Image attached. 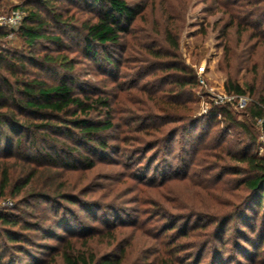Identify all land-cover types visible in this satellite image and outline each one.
<instances>
[{"label": "rangeland", "instance_id": "rangeland-1", "mask_svg": "<svg viewBox=\"0 0 264 264\" xmlns=\"http://www.w3.org/2000/svg\"><path fill=\"white\" fill-rule=\"evenodd\" d=\"M24 1L0 0V16H10L16 9L26 16L20 8ZM126 1L132 7H141L129 34L115 47L94 45L98 54L95 58L86 51L82 28V23L92 21L96 13L92 1L62 0L56 6L60 23L52 22L49 34L62 37L66 53L75 62L70 77L77 95H87L92 101L107 99L113 128L103 136L107 149L88 153L95 165L89 169L82 163L78 169L63 172L32 166L28 159H20L18 151H12V143L0 144V165L7 166L14 182L24 183L31 168L36 167L38 177L32 189L55 188L63 183V191L79 200L78 206L66 210L59 209V205L67 204L58 200L41 202L37 210H32L40 213L41 232L15 229L17 242L0 235V263L64 264L62 253L74 246L98 258L121 257L122 264H264V234L260 228L264 197L255 229H249L245 223L253 224L258 208L253 207L251 192L241 183L246 176L220 169L228 161L222 160L221 150L211 141L220 131L225 132L227 144L245 140L246 135L239 126L229 128L220 116L215 124L202 118L205 109L216 105L212 93H227L229 78L244 89L245 95L253 87L255 98L264 96V38H249L248 32L241 39L235 27L221 38L220 30L228 17L213 8L212 0ZM178 15L184 17L177 21ZM176 24L179 56L195 73V87L177 97L186 110L175 107V73L162 71L164 66L153 68L156 61L150 55L153 49L162 55L174 54L164 36L171 30L175 37ZM0 30L7 32L4 39L0 38L1 49L14 55L29 53L30 48L17 35L18 29L13 36L8 35L9 28L0 26ZM42 45L44 42L38 47ZM105 55L114 60L115 66L105 61ZM164 59L159 63L171 61ZM199 71H203L206 86L198 82ZM4 75L11 74L4 70ZM62 75L64 72L58 69L53 74L38 73L37 77L54 83ZM228 108L237 122L245 123L253 132L259 146L264 134V126L257 123L260 118L251 116L246 108ZM106 112L99 106L91 118L104 121ZM175 115L201 120L191 134L175 139ZM8 132L0 131V135ZM16 138L13 134L12 139ZM23 144L25 148L28 145ZM43 145L38 140L34 149H48ZM24 154L22 151L20 155ZM258 156L264 158V150L258 151ZM26 201L31 205L36 202ZM15 203L8 196L0 200V210L6 207L11 215L34 223V218L23 214L24 207L11 212ZM245 207H250L248 219L226 220L236 213L242 216ZM224 221L219 229L218 224Z\"/></svg>", "mask_w": 264, "mask_h": 264}, {"label": "trees", "instance_id": "trees-1", "mask_svg": "<svg viewBox=\"0 0 264 264\" xmlns=\"http://www.w3.org/2000/svg\"><path fill=\"white\" fill-rule=\"evenodd\" d=\"M61 1H24L20 8H23L27 15L24 17L17 35L28 45L29 53L14 55L0 48V131H9V135H0V144L5 141L12 143V151H18L20 159H25V162L28 159L32 166L63 172L78 169L80 163L84 164L85 168H93L95 166L94 161L90 159L88 153L92 149L98 151L107 149L108 144L103 136L105 132L113 128V123L108 114L109 102L107 99L92 101L87 95H82V97L77 95L78 89L70 77L75 70V62L66 53L67 47L62 37L49 34L52 22L60 23L61 17L56 12V6L62 3ZM91 1L90 4L96 9V13L92 21L82 23V28L85 32L86 51L95 58L98 54L94 45L101 47L118 46L122 37L129 34V28L138 16L141 7H132L126 0ZM212 1L214 3L213 8L222 10L223 15L228 17V22L220 30L221 38H226L228 31L234 27L241 39L248 32H250L249 38H264V0ZM235 8L238 10H234ZM46 13L50 15V18H47ZM180 17L182 19L184 16L178 15L175 20L178 21ZM217 22L220 23L221 20ZM3 31L0 30V38L4 39L7 32ZM178 31L179 25L177 24L175 25V37L171 30L165 31L164 39L173 48V55H162L155 49L151 51L150 55L156 61L153 68L157 70L164 66L162 71L175 73V81H173L176 92L175 107L186 110L185 103L177 97L195 87V73L183 65L179 56L180 33ZM43 42L44 45L38 47ZM231 49L229 46V52ZM38 56H42V58ZM164 58H171V61L162 65L159 62L165 60ZM104 59L109 65L115 66L114 60L109 55H105ZM58 69L60 72H64V75L56 77L54 83L45 80L44 77H37L38 73L42 75L53 74L58 72ZM4 70L10 72L11 75L9 77L4 75ZM249 89L250 94L248 93V96L252 101L247 106L246 112L251 111V116L264 119V96L261 94L257 99L254 97L257 94L255 89L253 87ZM226 91L228 94L234 95L247 94L232 78H229L227 82ZM99 106L107 110L104 121H95L91 118L92 113ZM218 117L221 121L229 123V128L232 125L239 126L246 135V141L239 140L227 144L225 143V132L220 131L211 141L214 142L213 146L216 149L221 150L222 160L228 161V163L220 165V169L226 173L245 174L246 177L241 180V183L251 192L250 201L252 200L253 207L257 206L258 208L254 211L256 215L261 209L264 197V158L258 156L257 137L245 123H239L234 119L233 112L228 106L215 105L202 118L211 120L215 124ZM200 120L185 115H175V124H177L174 130L175 139L191 134L190 130L198 125ZM13 134H17L16 139H12ZM32 139L34 140L30 143ZM38 140L48 149L46 147L45 149L44 147L34 149ZM23 142L28 144L26 148ZM224 143L227 145H225L226 147L222 146ZM239 148L241 149L239 150ZM22 151L25 153L24 155H20ZM230 161H235L236 165H228ZM0 171V200H4L8 196L13 200L15 199L16 205L11 212L24 207L23 214L35 220L34 223H28L16 215H11L12 213L10 214L6 207L3 208V211L0 210V235L11 242L19 241L13 236L16 232L15 229L22 232H41L43 227L40 221V213L32 211L37 210V207L42 204L41 202H57L58 200L67 204L59 205V209L63 210L68 209L69 206L79 205L78 197L63 191V183L58 184L55 188H52L51 185L46 186L47 188L32 189L31 185L38 177L36 167L31 168L29 175L22 184L13 181L6 165H0ZM25 194L27 196L21 199L20 196ZM28 199H35L36 202L33 205L28 204L26 201ZM30 209L32 212L26 213ZM244 209V211L241 210L242 216L236 213L229 220L228 218L226 220L231 222L233 219L241 217L245 221L249 218L246 212L250 210V207ZM53 210L56 212L55 208ZM258 218L259 214L254 218L252 225L248 221L245 225L249 229L251 227L255 229L254 225L257 223L254 224V222H257ZM224 223L225 221L220 222L218 228L221 229ZM260 228L264 234V214L260 220ZM261 238L263 237L261 236ZM61 257L64 264H122L121 257L105 255L98 258L93 253L74 249V246L64 250ZM1 260L0 257V262Z\"/></svg>", "mask_w": 264, "mask_h": 264}, {"label": "built area", "instance_id": "built-area-1", "mask_svg": "<svg viewBox=\"0 0 264 264\" xmlns=\"http://www.w3.org/2000/svg\"><path fill=\"white\" fill-rule=\"evenodd\" d=\"M25 17V12L21 9H16L12 11V15L7 17L0 16V26L11 29L8 35L13 36L14 30L19 29L23 19ZM198 82L201 86H206L205 77L203 71L198 72ZM212 99L216 105L233 107L237 111L245 110L249 103L252 101L248 95H234L228 93H212ZM210 109H205L204 114L208 113ZM257 123L264 126V119H258ZM262 142L259 145V152L264 150V134L261 136Z\"/></svg>", "mask_w": 264, "mask_h": 264}]
</instances>
